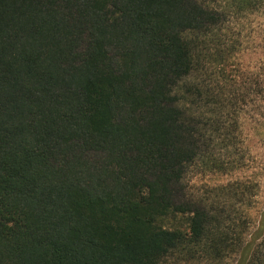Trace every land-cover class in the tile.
I'll list each match as a JSON object with an SVG mask.
<instances>
[{
    "label": "trees",
    "instance_id": "16d2710c",
    "mask_svg": "<svg viewBox=\"0 0 264 264\" xmlns=\"http://www.w3.org/2000/svg\"><path fill=\"white\" fill-rule=\"evenodd\" d=\"M238 17L264 42V0H0V264H264L256 185L188 181L264 118Z\"/></svg>",
    "mask_w": 264,
    "mask_h": 264
},
{
    "label": "rangeland",
    "instance_id": "374dc122",
    "mask_svg": "<svg viewBox=\"0 0 264 264\" xmlns=\"http://www.w3.org/2000/svg\"><path fill=\"white\" fill-rule=\"evenodd\" d=\"M233 24L243 41L242 53L237 56L235 63H239V68L241 65L244 70L251 71L254 64L263 60L264 56L263 36L260 35L253 43L259 23L253 17H238L233 20ZM241 132L246 152L243 169L227 176L208 175L195 169L189 173L188 181L193 188H202L207 184H223L232 179L248 180L255 184L257 195L250 210V232H253L260 223H263L264 230V118H254L246 109L242 115Z\"/></svg>",
    "mask_w": 264,
    "mask_h": 264
}]
</instances>
